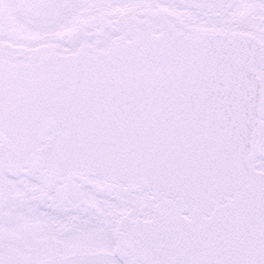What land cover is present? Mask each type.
Returning a JSON list of instances; mask_svg holds the SVG:
<instances>
[{"label":"snow or ice","instance_id":"1","mask_svg":"<svg viewBox=\"0 0 264 264\" xmlns=\"http://www.w3.org/2000/svg\"><path fill=\"white\" fill-rule=\"evenodd\" d=\"M0 264H264V0H0Z\"/></svg>","mask_w":264,"mask_h":264}]
</instances>
